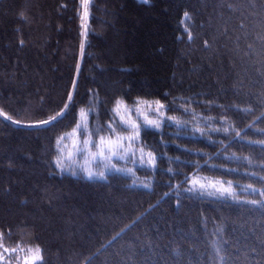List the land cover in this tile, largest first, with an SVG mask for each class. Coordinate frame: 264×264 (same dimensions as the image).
<instances>
[{"label": "trees", "instance_id": "trees-1", "mask_svg": "<svg viewBox=\"0 0 264 264\" xmlns=\"http://www.w3.org/2000/svg\"><path fill=\"white\" fill-rule=\"evenodd\" d=\"M82 13L0 0V264H33L37 247L35 264H264V0ZM118 101L166 114L130 140ZM85 122L88 148L69 135ZM100 137L123 138L116 155L93 158Z\"/></svg>", "mask_w": 264, "mask_h": 264}, {"label": "snow or ice", "instance_id": "snow-or-ice-1", "mask_svg": "<svg viewBox=\"0 0 264 264\" xmlns=\"http://www.w3.org/2000/svg\"><path fill=\"white\" fill-rule=\"evenodd\" d=\"M89 2H90V0H81L82 7H83V13H82L81 19L85 20V21H86L87 16H88V4H89ZM184 15H185L186 19H190L188 13H185ZM189 38H191L190 35H189ZM81 47H83V45ZM70 99H71V97L69 96V100ZM142 103H146V102H142ZM155 104L157 106L156 109H155L156 111H160V109H162L164 107V105L160 104L159 101H156ZM66 107H67V105H65V108ZM121 108H125L127 110V107L124 104V102L123 101H118L117 102V106L114 109V111L117 113V115H120ZM62 114L63 113H58L57 116L62 115ZM0 115H3V113H0ZM80 115L86 121L87 114L83 110H81ZM57 116H53V117H51L50 120H43V121H40L38 123L42 124V125L49 124L52 121L56 120ZM7 119L11 120V117H7ZM113 122H115V121H113ZM120 122L125 124V125H129L135 132V135L133 137H129L128 139H130V140L131 139H135L136 137L139 136V125L135 124L134 122H130V121L126 120L123 115H120ZM15 123H20V122L19 121H15ZM146 123L151 124V125H153V126H155L157 128L160 127V122L159 121L147 120ZM108 127L113 132L115 131V129L112 128L111 124H109ZM81 131H83V133L85 134V139L83 141L84 146H85V148H88L89 145H92L93 141L91 139L92 134L88 131L86 122L83 123V124H77L76 128L73 130V133H71L69 135L75 136L77 138V140H78L79 136L81 135ZM60 139L63 140V137H61ZM122 139L123 138H118L117 140L114 141V140H111V139H107L106 140L104 137H100L98 142L95 145L98 148V151L96 153H92L93 158H95V156H97V155L100 156L101 158H107V157H105V152H104L105 148L108 149L110 155H116L117 153H116V151H114V148H115L116 145H119L121 143ZM59 143H60V141H57L58 145H59ZM73 147L75 148L76 151H80L81 150L79 148L78 143L74 144ZM61 151H62V149H61ZM56 163H57V166L61 167L62 170H63V164H62V161L59 158L57 159ZM111 167L113 169H115V165H112ZM115 170L116 171H122L121 169H115ZM87 175H88L89 178H91V177H93L94 175H97V174L94 173L92 170L88 169L87 170ZM98 175L101 178H104V172H100V173H98ZM197 183H198V181H193L194 185H196ZM200 187L203 188L204 186L201 185ZM192 190H194V189H189V191H192ZM219 191L222 194L224 192L231 193V188H222ZM251 203L256 204V203H258V201H251ZM13 251H15V249H13ZM32 251H33L32 260H33V264H35V261L41 260L42 257L40 255V249L38 247L35 250H32Z\"/></svg>", "mask_w": 264, "mask_h": 264}, {"label": "rangeland", "instance_id": "rangeland-1", "mask_svg": "<svg viewBox=\"0 0 264 264\" xmlns=\"http://www.w3.org/2000/svg\"><path fill=\"white\" fill-rule=\"evenodd\" d=\"M147 102H148L147 105L151 106V109L148 112L146 111V109L144 107H136L135 109H132L131 112H130V110L124 111L125 114L120 113V115H123L124 118L128 121L136 123L139 119L145 120L149 116V112H154L159 119L157 121H159L160 123L163 122V117H165V114H166L164 107H163V112L161 111V109H160V111H156L155 110L157 107L156 104L152 103L151 101H147ZM135 111H138V113L133 116ZM120 115L118 116L119 119H120ZM126 126H128V125H126Z\"/></svg>", "mask_w": 264, "mask_h": 264}]
</instances>
